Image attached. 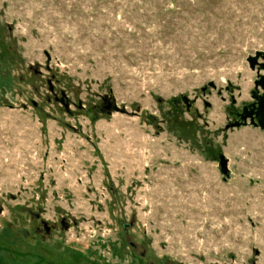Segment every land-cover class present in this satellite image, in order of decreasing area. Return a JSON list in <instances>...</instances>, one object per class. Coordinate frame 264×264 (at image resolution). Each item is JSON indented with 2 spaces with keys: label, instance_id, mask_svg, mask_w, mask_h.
Wrapping results in <instances>:
<instances>
[{
  "label": "rangeland",
  "instance_id": "rangeland-1",
  "mask_svg": "<svg viewBox=\"0 0 264 264\" xmlns=\"http://www.w3.org/2000/svg\"><path fill=\"white\" fill-rule=\"evenodd\" d=\"M262 79L264 0H0V264H264Z\"/></svg>",
  "mask_w": 264,
  "mask_h": 264
},
{
  "label": "water",
  "instance_id": "water-1",
  "mask_svg": "<svg viewBox=\"0 0 264 264\" xmlns=\"http://www.w3.org/2000/svg\"><path fill=\"white\" fill-rule=\"evenodd\" d=\"M258 84L261 86V88L264 91V80L262 79V81L260 83H257V85ZM182 100L185 102L186 98H182ZM254 100L256 101L257 99L254 98ZM257 101H258V108L248 113L245 112L244 115L242 116V120L245 121L247 119H250L251 125L253 127L258 128L261 131H264V98L262 100L258 99ZM220 167H221L222 173L226 174L227 162L224 160L223 157L220 158Z\"/></svg>",
  "mask_w": 264,
  "mask_h": 264
}]
</instances>
